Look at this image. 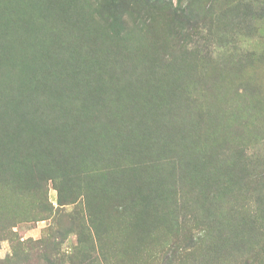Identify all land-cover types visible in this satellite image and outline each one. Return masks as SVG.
<instances>
[{
	"label": "rangeland",
	"instance_id": "rangeland-1",
	"mask_svg": "<svg viewBox=\"0 0 264 264\" xmlns=\"http://www.w3.org/2000/svg\"><path fill=\"white\" fill-rule=\"evenodd\" d=\"M23 1L0 0V264H36L34 251L20 259L13 247L49 238L61 222L64 264H264V0ZM49 3L62 8L47 13ZM56 18L67 24L58 27ZM71 19L83 33H98L90 38L95 51L89 58L100 66L136 53L175 67L172 82L188 92L180 99L187 113L181 125L211 136L221 150L216 163L223 169L227 163L228 171L211 175V187H203L183 153H165V160L148 159L160 165L149 176L151 189L161 185L163 199L157 201L141 183L138 190L152 194L145 212L137 192L122 205L104 193L100 200L93 198L98 205L92 215L85 197L60 203L57 183L50 179L41 191L53 212L40 206L4 236L3 200L9 202L15 193L3 184V162L18 149L30 150L35 129L30 112L42 98L35 78L39 46L49 44L57 28L67 36ZM35 23L43 27L37 35ZM159 137V145L164 144ZM130 204L126 213L116 208L125 211ZM96 215L103 219V233L97 231ZM83 229L91 239L81 247ZM141 240L145 244L139 248ZM188 243H195V253L186 250Z\"/></svg>",
	"mask_w": 264,
	"mask_h": 264
},
{
	"label": "trees",
	"instance_id": "trees-1",
	"mask_svg": "<svg viewBox=\"0 0 264 264\" xmlns=\"http://www.w3.org/2000/svg\"><path fill=\"white\" fill-rule=\"evenodd\" d=\"M45 7L47 13L62 8L57 3ZM44 17L46 28L49 15L42 19ZM56 20L58 27L66 23L59 18ZM37 23L33 25L35 35L43 29ZM82 29L80 23L71 19L67 36L63 38L61 28H57L49 44L39 46L35 78L41 83L42 98L30 112L35 124L32 145L29 151L18 149L3 162V184L15 193L8 197L9 202L3 200L4 236L13 233L19 221L34 216V209L40 206L53 212L49 198L41 191L50 179L57 183L60 203H75L80 196L85 197L92 215L98 205L93 198L102 199L104 193H109L108 199L115 205H122L128 204L137 192L144 212L152 191L157 201L163 199L161 185L155 186L158 190L151 189L152 177L149 176L153 173L151 168L160 165H151L148 159L161 161L165 153H183L194 166V173L203 179V187H211V175L218 173L219 177L228 171L227 163L224 169L223 164L216 163L221 150L211 136L203 138L202 128L181 125L187 113L180 99L188 92L182 90L179 83L172 82L175 67L169 68L165 59L152 61L148 54L136 53H131L130 58L128 54L120 55V61L115 62L109 58L100 66L89 58L91 49L95 51L90 38L93 40L98 33L90 30L83 33ZM32 42H36L35 39ZM191 110L188 107L189 115ZM165 117L167 125L162 124ZM156 135L165 143L159 145ZM145 174H148L146 180ZM141 183L151 192L138 190ZM130 206L125 211L120 205L116 208L126 213ZM94 219L98 220L97 231L103 233V219L98 215ZM62 224L49 238L16 244L14 255L21 259L23 252L34 251L38 255L36 264H64L59 256L61 242L66 238ZM139 227L147 230L141 224ZM90 239L83 229L79 245L83 247ZM140 242L139 248L145 244L144 240ZM186 246V250L196 252L195 243Z\"/></svg>",
	"mask_w": 264,
	"mask_h": 264
}]
</instances>
